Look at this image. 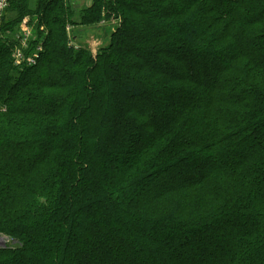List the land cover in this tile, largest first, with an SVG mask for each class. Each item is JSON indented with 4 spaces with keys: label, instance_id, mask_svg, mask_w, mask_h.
Returning <instances> with one entry per match:
<instances>
[{
    "label": "trees",
    "instance_id": "obj_1",
    "mask_svg": "<svg viewBox=\"0 0 264 264\" xmlns=\"http://www.w3.org/2000/svg\"><path fill=\"white\" fill-rule=\"evenodd\" d=\"M15 1L46 39L0 40V264H264V0H92L96 57Z\"/></svg>",
    "mask_w": 264,
    "mask_h": 264
},
{
    "label": "rangeland",
    "instance_id": "obj_2",
    "mask_svg": "<svg viewBox=\"0 0 264 264\" xmlns=\"http://www.w3.org/2000/svg\"><path fill=\"white\" fill-rule=\"evenodd\" d=\"M14 0H12L13 2ZM17 1V0H16ZM15 1V2H16ZM38 0H30L26 6L33 10L35 2ZM63 2H69L73 10V21L75 24H71L67 27V32L70 38V46L76 50L85 49L89 51L94 57L102 49H106L110 45L111 35L120 26L121 22L119 19L104 20L96 26H86L76 24L81 18V13L84 9L92 5L91 0H62ZM21 3L18 1L14 3L10 8L6 10L5 16L3 17L0 24V40L6 42V48H10L12 45V57L14 60V54H16L17 60H14V66L23 70L26 67L36 66L37 61L40 58V53H42L43 45L42 41L45 40V36L40 37L38 31H45L46 27L42 26L40 17L34 12L24 13L20 22H17L12 30L4 29L3 23L6 19L7 14H18L19 10H16L17 4ZM27 8V9H28ZM35 43V46H31ZM21 64L22 66H18ZM28 64V65H27ZM5 112L4 108H0V111ZM0 114V118H2ZM9 123V122H8ZM10 124V123H9ZM12 125V124H10ZM168 183H174L171 180ZM167 183V184H168ZM5 235L0 234V248L4 243L7 246H16L17 242L11 239H5ZM4 238V239H2ZM5 241V242H4Z\"/></svg>",
    "mask_w": 264,
    "mask_h": 264
},
{
    "label": "built area",
    "instance_id": "obj_3",
    "mask_svg": "<svg viewBox=\"0 0 264 264\" xmlns=\"http://www.w3.org/2000/svg\"><path fill=\"white\" fill-rule=\"evenodd\" d=\"M12 0H0V24L1 21L6 13V10L8 9V7L10 6ZM14 58L15 60H17L16 58V54H14ZM18 66H22L21 64H18Z\"/></svg>",
    "mask_w": 264,
    "mask_h": 264
},
{
    "label": "water",
    "instance_id": "obj_4",
    "mask_svg": "<svg viewBox=\"0 0 264 264\" xmlns=\"http://www.w3.org/2000/svg\"><path fill=\"white\" fill-rule=\"evenodd\" d=\"M10 239L9 237H5V239ZM2 239H4V238H2ZM2 247H6V244L4 243V245H2Z\"/></svg>",
    "mask_w": 264,
    "mask_h": 264
},
{
    "label": "bare ground",
    "instance_id": "obj_5",
    "mask_svg": "<svg viewBox=\"0 0 264 264\" xmlns=\"http://www.w3.org/2000/svg\"><path fill=\"white\" fill-rule=\"evenodd\" d=\"M12 2V1H11ZM10 7V6H9ZM5 16V15H4Z\"/></svg>",
    "mask_w": 264,
    "mask_h": 264
},
{
    "label": "crops",
    "instance_id": "obj_6",
    "mask_svg": "<svg viewBox=\"0 0 264 264\" xmlns=\"http://www.w3.org/2000/svg\"><path fill=\"white\" fill-rule=\"evenodd\" d=\"M91 3H92V0H91Z\"/></svg>",
    "mask_w": 264,
    "mask_h": 264
}]
</instances>
